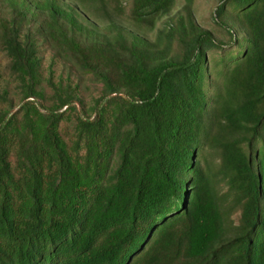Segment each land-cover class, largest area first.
Instances as JSON below:
<instances>
[{"label":"trees","instance_id":"obj_1","mask_svg":"<svg viewBox=\"0 0 264 264\" xmlns=\"http://www.w3.org/2000/svg\"><path fill=\"white\" fill-rule=\"evenodd\" d=\"M4 2L14 16L0 48L25 105L22 119L0 118V264H264V0H221L219 25L231 9L248 33L239 42L227 29L235 46L196 24L195 0L153 44L130 42L114 19L89 27L61 0ZM129 2L132 23L153 28L177 0ZM30 15L104 84L107 103L72 131L61 110L74 98L30 101L43 99L37 43L22 38Z\"/></svg>","mask_w":264,"mask_h":264},{"label":"rangeland","instance_id":"obj_2","mask_svg":"<svg viewBox=\"0 0 264 264\" xmlns=\"http://www.w3.org/2000/svg\"><path fill=\"white\" fill-rule=\"evenodd\" d=\"M61 2L64 6L72 7L76 10L80 21L89 27L96 26L98 31H101L111 19H114L117 24L124 28L130 42L133 41L135 36H138L150 41L152 44L156 40L159 31L179 15L184 14L185 4L184 0H177L173 11L168 16L160 18L156 21L154 27L150 28L149 25L140 27L132 23L129 0H116L109 2L106 6L100 3H92L89 10H84L72 0H61ZM220 3L221 0H195L192 13L196 24L203 30L211 32L218 43L235 46L227 29L233 31L235 40L245 42L248 38V33L233 10L228 9L224 17L227 28L219 25V20L216 18V10ZM13 16L14 13L8 4L4 0H0V24L3 20L12 19ZM42 19V17L30 15L29 20H33V22L24 23L21 29L22 38L30 35L34 36L41 64L39 90L43 93V99H32L30 101H33V104L41 109L42 106L50 109L57 107L60 100L65 99L67 96L74 98L77 109L75 107V109L71 110L65 107L61 110V112L65 113V118L61 122V129L72 131V127L78 117L85 119L94 118L99 103L101 102V106L105 105L108 98L105 99V88L102 82L97 81L92 74L83 71L70 56L45 39L39 28V23L42 22ZM215 58V55L209 58L212 79L215 78L216 72L220 70L218 66L215 67ZM10 65V59L0 48V95L5 98L0 99V118L6 114L11 117L15 113L20 112L19 117L22 119L23 112L21 109L25 105V101L23 100L21 83L11 71ZM208 77L211 78L210 74ZM215 91L216 86L213 85L208 93L209 97H213ZM203 152H205L203 162L207 167L211 168L212 172L210 173H217L219 155L209 148H204ZM220 187L223 188V184ZM234 220L237 221L238 217L235 216Z\"/></svg>","mask_w":264,"mask_h":264}]
</instances>
